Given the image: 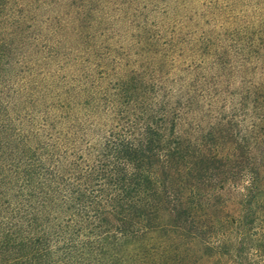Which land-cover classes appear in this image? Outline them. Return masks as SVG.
I'll use <instances>...</instances> for the list:
<instances>
[{"label": "trees", "instance_id": "trees-1", "mask_svg": "<svg viewBox=\"0 0 264 264\" xmlns=\"http://www.w3.org/2000/svg\"><path fill=\"white\" fill-rule=\"evenodd\" d=\"M39 3L0 0V264H264V82L33 73Z\"/></svg>", "mask_w": 264, "mask_h": 264}, {"label": "rangeland", "instance_id": "rangeland-1", "mask_svg": "<svg viewBox=\"0 0 264 264\" xmlns=\"http://www.w3.org/2000/svg\"><path fill=\"white\" fill-rule=\"evenodd\" d=\"M32 15L33 73L68 80L90 60L157 78L206 59L232 64L220 72L224 96L264 82V0H43Z\"/></svg>", "mask_w": 264, "mask_h": 264}]
</instances>
